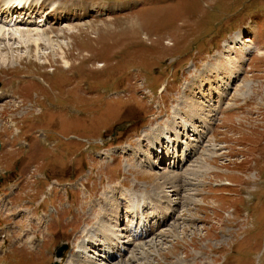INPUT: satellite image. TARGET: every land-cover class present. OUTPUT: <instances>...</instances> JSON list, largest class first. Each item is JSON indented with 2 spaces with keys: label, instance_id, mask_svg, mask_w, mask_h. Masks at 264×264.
<instances>
[{
  "label": "rangeland",
  "instance_id": "obj_1",
  "mask_svg": "<svg viewBox=\"0 0 264 264\" xmlns=\"http://www.w3.org/2000/svg\"><path fill=\"white\" fill-rule=\"evenodd\" d=\"M43 2L48 10L77 4L89 11L80 20L36 15L46 28H34L53 40L52 48L39 40L29 50L15 33L0 37V224L26 229L30 211L50 221L37 228L36 247L20 244L25 230L13 231L0 243V264H69L80 232L95 222L90 204L120 186L150 195L147 211L171 201L175 213L155 230V248L151 234L143 255L129 245L122 263L110 264H264V0ZM26 29L33 28H18ZM225 58L236 65L227 66L234 70L230 83L221 71L204 72ZM198 73L202 85L192 89ZM190 89L197 100L200 89L210 92L212 111L204 112L206 128L191 124L207 137L184 166L172 168L168 158L140 166L134 153L115 152L183 113L193 104ZM186 168L181 189L157 179ZM56 183L64 184L58 192ZM65 201L69 208H62ZM23 206L28 213L17 214ZM60 245H67L61 259Z\"/></svg>",
  "mask_w": 264,
  "mask_h": 264
},
{
  "label": "bare ground",
  "instance_id": "obj_2",
  "mask_svg": "<svg viewBox=\"0 0 264 264\" xmlns=\"http://www.w3.org/2000/svg\"><path fill=\"white\" fill-rule=\"evenodd\" d=\"M40 2V0H0V21L3 22L0 23V37L4 36L5 39H11L8 37L15 33L13 36L17 37L19 41L23 39L25 41L26 47L29 48V50L30 46L32 45H34L35 49H37L39 40L43 41V43H45L46 41V46L48 48H52L53 40H50L48 36L44 35V31L39 32L38 29L34 28H46V24L43 22V19L41 18L39 20H36L35 16L36 13L41 12L39 7ZM22 3L24 4V6H22V10H19L18 7H20ZM13 5H18V7L16 10H13V14L15 13L16 15L11 16L10 11ZM79 10L82 11V16L76 14V11ZM88 11V6H78L77 4H60L54 6L53 4H51L49 5L48 12L44 14L46 16L45 20H47L48 18H52V14H56L57 16H59V18L62 17L66 19H68L69 16H77L78 20H80L81 17H84L86 13H88ZM18 28L33 29H26V32L24 34H21ZM32 33H35V38L32 37ZM235 39L238 42H249V40L239 41L241 40L239 34L235 35ZM232 65L236 66L234 62L228 59H226L224 64L216 63L214 66H212L208 63L204 65V67L208 66V68L205 69L204 72H210L211 69L218 75L219 71H221L222 73H224L226 80H229L230 83V80H232L231 73H233L234 70L231 68L227 69V66ZM201 77V74L196 76L190 88H192L194 85L199 88L202 85ZM197 81L199 84L196 83ZM208 82L210 83L211 87L210 80ZM224 85H226V83H224ZM192 89H190V92L192 94H189L186 97L193 101V104H189V107L184 110L183 113H180L178 111L176 113L173 112V118L163 123V126H157L156 128L152 129L150 134L147 135L144 132L143 136L140 137L138 140L139 143H137L135 147H131L129 145L124 148H116L115 152L120 151L125 156H128L129 153L132 152L135 154L134 158L136 162L137 160H139V165L142 163L146 165V163H148L151 168L156 167V162L153 160L156 159V161H164L166 160V158L173 161L171 166L172 168H181L182 166H184L195 155V150L197 151L198 144L200 142L203 143L204 137H207V135L203 136V133L201 131H197L198 129L193 128L191 124L194 123L195 126L196 123H201L204 125V127L207 126L208 122L206 121V119L207 117H209V115L206 116L207 114L204 112L212 111V109H208L210 101V92L206 93L204 91H201L203 89H200L199 92L201 97H198L197 100L196 93ZM220 90H222L221 86ZM217 94L218 96L222 97L223 92L218 91ZM201 111H203L202 118L200 116ZM199 117L202 120H200ZM190 131H193L192 135H195V137H191L192 135H190ZM193 141H195V143L191 144L193 143ZM144 144L146 145L144 146ZM107 157L110 158L111 156L108 155ZM188 171L189 168H186L184 170L182 169L181 173L178 174L179 176L173 175L171 177H168V174L159 173L157 179H160L161 177L164 178L166 180V184H172V187L176 186L174 182L177 181L179 182L177 186L181 189V187L185 185L188 181L186 177ZM183 176L185 177V179H182ZM108 194L110 195L109 200L105 198ZM121 200H123V202ZM152 201L153 199L150 195H147L146 193L140 194L138 192H133L128 189L124 190L122 186L117 189L113 188L104 192L101 197L97 198L94 203L90 204L91 207L95 208V222L92 226L88 227V229L85 228L83 229V231H81L80 234L83 239L78 242V249L74 250L67 263L80 264V261H78V259H81V256H83V259L86 260L84 264H110V261L116 260L117 258H119V262L122 263L123 260H120V258L125 254V252L123 251L127 250L129 245H133V247L131 248L132 250H130V252L136 254L139 253L140 255H143V253L140 251V248H142L141 246L145 245L144 243L147 240L146 237L151 234L152 236H154L151 239L154 240L152 242V245H150L155 248V238H159L161 235L160 232H155V230L159 226L167 223L168 218L172 216V212L174 211H169L168 209L172 208L169 207L171 204L173 205V202L171 201H165L166 203H168L167 208L163 207L164 209H159V205L157 206L155 203L152 205L153 209L150 207L151 210L147 211V208H149L148 206L151 205ZM123 207L126 208L125 216L122 215ZM25 211L26 210L24 208L18 209V213ZM31 213L32 214L28 219V227L26 229H24L21 224L16 225L15 223L13 225L6 226L8 227V231H10L9 229L13 227H15L16 229L11 230V233L9 235H5V238L0 241L2 245L5 244L6 241L12 236L13 231L17 232V230L19 229L21 231L25 230L21 235V238L24 239L23 242L28 243L31 246H35V241L38 239L37 228H42L43 223L47 220L45 219L46 214L36 215L33 217V212ZM37 216H39V222L37 221ZM108 216H111V218L109 219ZM124 219H126L125 226L121 227V224L122 222H124ZM152 219H154V221L151 222ZM49 224L50 221L47 222L45 226H48ZM161 227L159 229H161ZM21 238H19L18 240H20ZM88 248L98 250L100 253L90 255L88 254L90 252ZM76 255H78L79 257H77ZM98 256L105 259V261L97 263Z\"/></svg>",
  "mask_w": 264,
  "mask_h": 264
},
{
  "label": "water",
  "instance_id": "obj_3",
  "mask_svg": "<svg viewBox=\"0 0 264 264\" xmlns=\"http://www.w3.org/2000/svg\"><path fill=\"white\" fill-rule=\"evenodd\" d=\"M64 249H65V245L59 247V248L56 250L55 255H56L57 257L61 256V255H62V252H63ZM53 264H57V263L55 262V263H53Z\"/></svg>",
  "mask_w": 264,
  "mask_h": 264
}]
</instances>
